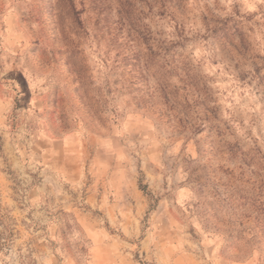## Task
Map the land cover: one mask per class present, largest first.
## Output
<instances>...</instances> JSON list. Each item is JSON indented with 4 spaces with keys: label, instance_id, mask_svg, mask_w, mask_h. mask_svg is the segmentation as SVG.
I'll return each instance as SVG.
<instances>
[{
    "label": "rangeland",
    "instance_id": "rangeland-1",
    "mask_svg": "<svg viewBox=\"0 0 264 264\" xmlns=\"http://www.w3.org/2000/svg\"><path fill=\"white\" fill-rule=\"evenodd\" d=\"M0 264H264V0H0Z\"/></svg>",
    "mask_w": 264,
    "mask_h": 264
},
{
    "label": "trees",
    "instance_id": "trees-1",
    "mask_svg": "<svg viewBox=\"0 0 264 264\" xmlns=\"http://www.w3.org/2000/svg\"><path fill=\"white\" fill-rule=\"evenodd\" d=\"M7 245L8 244H6V242H3L2 241V238L0 236V253H2L5 250V248H6Z\"/></svg>",
    "mask_w": 264,
    "mask_h": 264
}]
</instances>
